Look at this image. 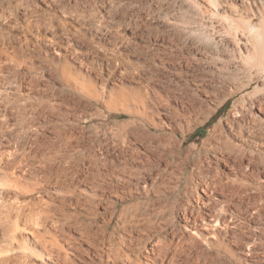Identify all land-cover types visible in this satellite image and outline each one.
Masks as SVG:
<instances>
[{
	"label": "bare ground",
	"instance_id": "1",
	"mask_svg": "<svg viewBox=\"0 0 264 264\" xmlns=\"http://www.w3.org/2000/svg\"><path fill=\"white\" fill-rule=\"evenodd\" d=\"M57 2L0 0V264H264V0L209 52Z\"/></svg>",
	"mask_w": 264,
	"mask_h": 264
},
{
	"label": "rangeland",
	"instance_id": "2",
	"mask_svg": "<svg viewBox=\"0 0 264 264\" xmlns=\"http://www.w3.org/2000/svg\"><path fill=\"white\" fill-rule=\"evenodd\" d=\"M30 1L31 4L34 5V7L38 5L37 7L43 9L48 8L47 7L48 4H46V1L49 0L46 1L30 0ZM57 1H58L57 3L61 2V0H57ZM71 1L75 2V4L78 7V10L80 8V10L83 9L84 11H87L88 12L87 15L89 16L92 15L97 20H99L100 16L102 15L106 16V18L111 22V26L112 27L114 26L113 27L114 30L113 28H111V30L113 32L118 31L120 35H124V39L125 38L133 39L132 37L139 36L143 33L144 34L153 33L152 35L155 34V36H158L161 39L164 36L174 37L176 40L180 42L179 44L182 49H184L183 46L187 44V42L189 44V42H193V41H194L193 45L196 48H200L201 50L204 51L206 50L208 52L212 50L215 51L216 48H217L216 50H223V48L227 49L226 43L228 44L229 41V37L227 35L228 32H226L227 30H225L222 24L220 25L221 23L220 19L217 18L218 19L217 20L214 18L212 20L213 17L211 18L204 11H200L201 9L199 8L198 5H196L193 2V0H136V1L112 0L110 2L109 0H107L108 3L105 2L106 0H71ZM194 6L197 7L195 8ZM167 22L173 23L171 27L169 28L164 27ZM179 36L181 37L179 38ZM207 37H209V39L211 38L209 41L211 42L209 43L211 44L210 46L205 45L207 44V39H206ZM213 46H215L214 49ZM232 105L233 102L231 101L224 108V112H223L224 115L228 113ZM210 128H211L210 126L201 128L196 133L195 139L206 138L207 135L209 134ZM220 168L224 170L223 165L222 167L220 166Z\"/></svg>",
	"mask_w": 264,
	"mask_h": 264
}]
</instances>
